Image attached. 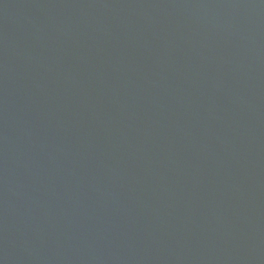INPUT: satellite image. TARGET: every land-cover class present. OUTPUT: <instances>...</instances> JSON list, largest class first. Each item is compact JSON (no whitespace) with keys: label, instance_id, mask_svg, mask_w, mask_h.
Returning <instances> with one entry per match:
<instances>
[{"label":"water","instance_id":"1","mask_svg":"<svg viewBox=\"0 0 264 264\" xmlns=\"http://www.w3.org/2000/svg\"><path fill=\"white\" fill-rule=\"evenodd\" d=\"M0 264H264V0H0Z\"/></svg>","mask_w":264,"mask_h":264}]
</instances>
